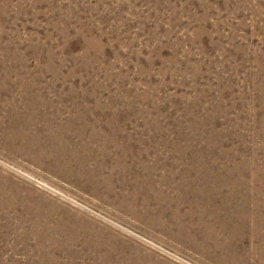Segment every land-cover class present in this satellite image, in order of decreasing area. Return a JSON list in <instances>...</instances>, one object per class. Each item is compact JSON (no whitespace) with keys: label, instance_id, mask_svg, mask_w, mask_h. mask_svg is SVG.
<instances>
[{"label":"rangeland","instance_id":"1","mask_svg":"<svg viewBox=\"0 0 264 264\" xmlns=\"http://www.w3.org/2000/svg\"><path fill=\"white\" fill-rule=\"evenodd\" d=\"M0 264H264V0H0Z\"/></svg>","mask_w":264,"mask_h":264}]
</instances>
